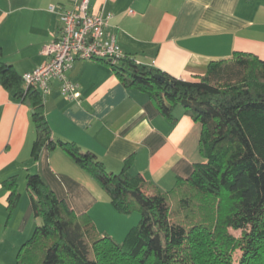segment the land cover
<instances>
[{
	"label": "crops",
	"instance_id": "1",
	"mask_svg": "<svg viewBox=\"0 0 264 264\" xmlns=\"http://www.w3.org/2000/svg\"><path fill=\"white\" fill-rule=\"evenodd\" d=\"M52 4L70 7L64 0H0L1 60L21 77L46 62L44 48L60 36ZM90 9L112 14L108 33L126 55L178 79L197 80L211 62L238 53L264 61V0H90ZM67 78L78 86L79 100L68 101L58 80L43 96L56 139L93 153L113 173L131 158L130 173L162 192L191 176L202 160V128L182 107L171 122L106 61H77ZM32 113L28 102L0 85V264H17L41 223L27 189L29 174L40 175L76 214H88L100 233L124 242L141 216L119 213L96 179L63 150L44 148L36 160ZM14 177L19 197L11 208L8 182Z\"/></svg>",
	"mask_w": 264,
	"mask_h": 264
},
{
	"label": "trees",
	"instance_id": "2",
	"mask_svg": "<svg viewBox=\"0 0 264 264\" xmlns=\"http://www.w3.org/2000/svg\"><path fill=\"white\" fill-rule=\"evenodd\" d=\"M1 58L0 48V85L32 107L35 159L44 148L63 150L96 179L119 213L141 216L119 243L100 233L88 214L71 210L40 175L29 174L27 189L41 223L20 249L17 264H264V61L238 53L211 62L194 81L128 55L116 65L107 62L126 87L147 93L168 120L175 122L180 106L201 125L202 160L188 179L162 192L130 173L131 158L113 173L93 153L56 139L43 95L24 90L22 77ZM16 186L14 177L8 182L11 208L19 197ZM229 230L240 231L243 238L235 243ZM234 244L241 253L238 260L232 258Z\"/></svg>",
	"mask_w": 264,
	"mask_h": 264
},
{
	"label": "built area",
	"instance_id": "3",
	"mask_svg": "<svg viewBox=\"0 0 264 264\" xmlns=\"http://www.w3.org/2000/svg\"><path fill=\"white\" fill-rule=\"evenodd\" d=\"M64 2L70 7L52 4L48 8L59 18V38L44 48L46 62L24 74L22 80L26 90L39 91L43 96L50 92L52 81L58 80L62 95L74 101L81 98V93L78 86L68 80L67 72L77 61L100 60L116 65L126 54L116 36L108 33L112 14L92 13L90 0Z\"/></svg>",
	"mask_w": 264,
	"mask_h": 264
},
{
	"label": "rangeland",
	"instance_id": "4",
	"mask_svg": "<svg viewBox=\"0 0 264 264\" xmlns=\"http://www.w3.org/2000/svg\"><path fill=\"white\" fill-rule=\"evenodd\" d=\"M196 203H198V208H199V205H200L201 202L200 201H196ZM197 212H199V211L197 210ZM198 216H202L201 218H204V216H206V214H202V213L199 212ZM227 234H229L230 236L233 237V239L236 241L235 243H237L238 241H240L243 238L242 237L243 235L241 234L240 231L229 230L227 232ZM223 235H224V233H223ZM224 241H226V240H223L222 242H224ZM234 246H236V247H234L235 249L233 248L234 252L232 254V258H233V260H238L241 253L239 251V247L237 248L236 244H234Z\"/></svg>",
	"mask_w": 264,
	"mask_h": 264
},
{
	"label": "water",
	"instance_id": "5",
	"mask_svg": "<svg viewBox=\"0 0 264 264\" xmlns=\"http://www.w3.org/2000/svg\"><path fill=\"white\" fill-rule=\"evenodd\" d=\"M157 78H158V79H160V78H161V76H160V75H158V76H157ZM162 79H163V80H165L164 78H162ZM28 105H30V103H29V102H28Z\"/></svg>",
	"mask_w": 264,
	"mask_h": 264
}]
</instances>
